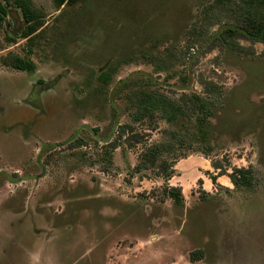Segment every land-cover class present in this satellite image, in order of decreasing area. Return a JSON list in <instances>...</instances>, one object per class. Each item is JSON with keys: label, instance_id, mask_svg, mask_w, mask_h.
<instances>
[{"label": "rangeland", "instance_id": "obj_1", "mask_svg": "<svg viewBox=\"0 0 264 264\" xmlns=\"http://www.w3.org/2000/svg\"><path fill=\"white\" fill-rule=\"evenodd\" d=\"M9 1L0 0V264H264L263 45L254 56L186 52L188 29L214 0H30L43 24L32 39ZM11 53L35 70L5 66ZM141 85L212 103L202 133L185 117L138 126L148 145L165 131L182 138L177 154L188 156L168 182L182 188L181 205L163 196L156 170L135 172L142 145L107 154L129 122L126 94ZM212 161L252 169V187L227 175L213 183Z\"/></svg>", "mask_w": 264, "mask_h": 264}, {"label": "trees", "instance_id": "obj_2", "mask_svg": "<svg viewBox=\"0 0 264 264\" xmlns=\"http://www.w3.org/2000/svg\"><path fill=\"white\" fill-rule=\"evenodd\" d=\"M78 1L58 0V3L63 6L65 3L76 4ZM6 2L11 4L9 0ZM13 3L22 10L24 20L28 24L23 34L24 39H32L43 25L39 22L40 18L36 14L37 12L32 10L30 0H14ZM7 13L6 7L0 5V27H2ZM216 26L219 27L218 30L212 32ZM187 34L186 52H189L192 47L206 45L207 48H204L209 52L215 49H230L254 56L256 44H262L264 47V0H214L198 15L196 22L190 26ZM243 41L249 42L251 45L244 46ZM261 55L264 57V48ZM2 63L16 70L28 72L35 70V64L31 59L22 58L13 53L8 58H3ZM104 77V80L107 81L109 76L106 74ZM200 83L206 85L208 91L215 88L213 82L201 79ZM155 85L157 86V84ZM128 86L129 84H124L126 89ZM125 98L132 110L129 114V122L119 126L117 138L107 145V154L112 155V152L123 145L130 149L142 145L143 151L138 158L135 172L144 174L156 170V175L166 180V185L162 188L163 196L173 200L177 205L183 204L182 188L171 186L168 183L176 173L174 167L178 159L188 156L184 153L177 154L176 146L178 144L175 141L182 140V138L174 132L169 134L165 131L164 135H168V137L164 141L148 145L146 139L137 131L138 126L147 124L150 127L151 124H158L160 120L172 123L180 117H185L197 122L199 124L198 131L202 133L201 126L205 124L208 117L212 116V103L206 101L197 92H187L177 97L169 92H163L159 88H154L152 85H141L131 89ZM185 150L188 149L185 148ZM212 166L214 169L220 170L219 174L212 178L213 183H217L219 175H227L236 188L252 187L253 185L252 169L233 167L231 163H228L227 168H232V173H230L219 162L212 161ZM195 257H200L198 252L192 254V260H196Z\"/></svg>", "mask_w": 264, "mask_h": 264}]
</instances>
